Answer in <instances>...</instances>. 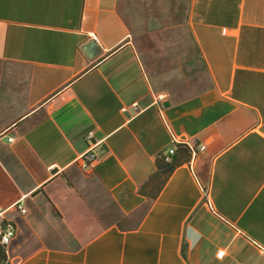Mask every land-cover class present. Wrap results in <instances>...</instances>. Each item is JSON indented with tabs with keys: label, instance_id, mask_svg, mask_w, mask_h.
<instances>
[{
	"label": "crops",
	"instance_id": "1",
	"mask_svg": "<svg viewBox=\"0 0 264 264\" xmlns=\"http://www.w3.org/2000/svg\"><path fill=\"white\" fill-rule=\"evenodd\" d=\"M155 51L210 84L160 107ZM171 147L178 166L143 192ZM7 227L10 264H264V0H0Z\"/></svg>",
	"mask_w": 264,
	"mask_h": 264
},
{
	"label": "rangeland",
	"instance_id": "2",
	"mask_svg": "<svg viewBox=\"0 0 264 264\" xmlns=\"http://www.w3.org/2000/svg\"><path fill=\"white\" fill-rule=\"evenodd\" d=\"M178 42L177 37L170 33L162 34L156 36L153 41L149 40V47L156 49L160 47L159 44ZM152 55L154 57L152 63L158 73L155 78V86L162 94L170 93L184 97L194 94L210 84L200 62H198V68H193L192 73H189L190 68L187 67L190 64L189 60L182 54L179 55V53L171 51H155ZM181 56L183 57L181 58ZM4 247L6 250L7 246ZM3 264L10 263L6 259V263Z\"/></svg>",
	"mask_w": 264,
	"mask_h": 264
},
{
	"label": "built area",
	"instance_id": "3",
	"mask_svg": "<svg viewBox=\"0 0 264 264\" xmlns=\"http://www.w3.org/2000/svg\"><path fill=\"white\" fill-rule=\"evenodd\" d=\"M163 99H164L163 94H157L155 98V103L161 107ZM169 134H170L172 146L174 145L186 146L190 150L191 156H194L197 153V150L193 148L192 146H190L189 143L185 141L184 138H181L180 136L173 134L170 130H169ZM91 137H92V133H88L86 136V139L89 140ZM9 141L12 142L13 139L9 138ZM198 149L203 150L204 146H199ZM173 153H174V148L173 147L169 148L164 154L165 160H168V157L172 155ZM100 160H101V157L95 151V145L93 144L89 146V148L83 154L79 156L77 163L80 169L85 174H90L94 171V169L96 168ZM17 207L21 214L25 213V209H23L21 206H17ZM14 233H15L14 229L10 227H7L5 229H0V244L2 246H8V244L10 243L11 239L14 236ZM222 255H223L222 250L217 252L218 257H221Z\"/></svg>",
	"mask_w": 264,
	"mask_h": 264
},
{
	"label": "trees",
	"instance_id": "4",
	"mask_svg": "<svg viewBox=\"0 0 264 264\" xmlns=\"http://www.w3.org/2000/svg\"><path fill=\"white\" fill-rule=\"evenodd\" d=\"M186 147V146H185ZM185 151L191 156L190 150L186 147ZM178 166L176 160L167 161L164 158V155L161 154L156 162L155 172L149 177L148 181L143 185L142 191L145 192L146 187L153 186L155 188H161L164 182L166 181L169 174ZM7 255L5 247L0 244V264L6 263Z\"/></svg>",
	"mask_w": 264,
	"mask_h": 264
},
{
	"label": "water",
	"instance_id": "5",
	"mask_svg": "<svg viewBox=\"0 0 264 264\" xmlns=\"http://www.w3.org/2000/svg\"><path fill=\"white\" fill-rule=\"evenodd\" d=\"M85 53L87 54V56L91 57L95 54H97L100 49L97 45V41L95 39H90L89 41H87V43L84 45L83 47ZM168 105V101H164L163 102V106L166 107Z\"/></svg>",
	"mask_w": 264,
	"mask_h": 264
}]
</instances>
